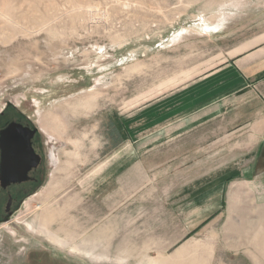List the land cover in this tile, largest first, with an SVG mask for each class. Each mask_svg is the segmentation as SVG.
Wrapping results in <instances>:
<instances>
[{
    "label": "rangeland",
    "instance_id": "374dc122",
    "mask_svg": "<svg viewBox=\"0 0 264 264\" xmlns=\"http://www.w3.org/2000/svg\"><path fill=\"white\" fill-rule=\"evenodd\" d=\"M262 33L264 0H0V126L49 156L0 264H264V81L213 76Z\"/></svg>",
    "mask_w": 264,
    "mask_h": 264
},
{
    "label": "flooded vegetation",
    "instance_id": "af4514ba",
    "mask_svg": "<svg viewBox=\"0 0 264 264\" xmlns=\"http://www.w3.org/2000/svg\"><path fill=\"white\" fill-rule=\"evenodd\" d=\"M3 116L5 113L1 111L0 117ZM11 125L17 127L11 132L10 144L6 147L8 154L4 156L1 137ZM39 135V129L24 115L16 120L5 121L0 126V193L5 198L0 211L2 222L12 216L24 198L45 184L49 156L44 152L47 146ZM27 142L32 153L27 148Z\"/></svg>",
    "mask_w": 264,
    "mask_h": 264
},
{
    "label": "crops",
    "instance_id": "0c3cea01",
    "mask_svg": "<svg viewBox=\"0 0 264 264\" xmlns=\"http://www.w3.org/2000/svg\"><path fill=\"white\" fill-rule=\"evenodd\" d=\"M213 74L217 90L219 88L230 90L225 93H241L254 84L263 82L264 33L252 39L242 51L229 58L226 63L213 71Z\"/></svg>",
    "mask_w": 264,
    "mask_h": 264
},
{
    "label": "water",
    "instance_id": "95a60500",
    "mask_svg": "<svg viewBox=\"0 0 264 264\" xmlns=\"http://www.w3.org/2000/svg\"><path fill=\"white\" fill-rule=\"evenodd\" d=\"M16 127L17 126L11 125V126H9V128L5 132L2 133L1 143L3 142V145H4V150H3L4 156L8 154V151L6 150V147L10 144V138L12 137L11 132ZM27 148L30 150L29 142H27ZM30 152L32 153L31 150H30Z\"/></svg>",
    "mask_w": 264,
    "mask_h": 264
}]
</instances>
